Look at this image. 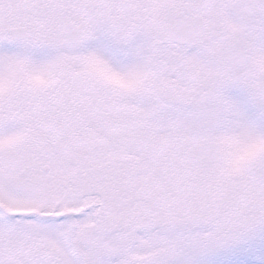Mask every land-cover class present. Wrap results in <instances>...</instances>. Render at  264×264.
Wrapping results in <instances>:
<instances>
[{"label":"snow or ice","instance_id":"6c2138e0","mask_svg":"<svg viewBox=\"0 0 264 264\" xmlns=\"http://www.w3.org/2000/svg\"><path fill=\"white\" fill-rule=\"evenodd\" d=\"M0 264H264V0H0Z\"/></svg>","mask_w":264,"mask_h":264}]
</instances>
